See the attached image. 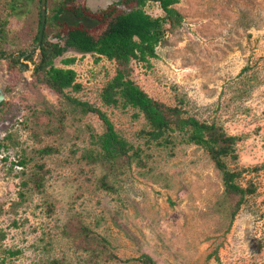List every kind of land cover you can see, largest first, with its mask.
<instances>
[{"label":"rangeland","instance_id":"obj_1","mask_svg":"<svg viewBox=\"0 0 264 264\" xmlns=\"http://www.w3.org/2000/svg\"><path fill=\"white\" fill-rule=\"evenodd\" d=\"M114 1H68L65 18L73 25L70 14L80 10L87 17L82 25L99 22L89 26L96 36L110 5L134 6ZM173 7L181 24L167 26L154 57L131 60L128 77L150 97L234 136L235 157L226 163L241 171L237 182H253L255 192L232 219L208 153L176 133L169 147L147 140L141 112L103 103L101 92L116 63L68 49L54 65L75 70L80 87L65 94L103 111L143 160L141 165L134 157L108 176L115 190L98 187L105 169L87 154L100 149L95 140L103 121L46 85L31 89V61L23 58L29 67L21 70L0 58L6 102L0 111V264H141L143 253L156 264H264V0H178ZM144 10L163 14L156 2ZM25 23L12 19L5 27L20 32L22 46L35 26ZM67 28L61 16L60 30ZM69 56L74 61L63 64ZM45 146L52 150L40 152ZM81 225L93 241L105 243L103 252L77 246Z\"/></svg>","mask_w":264,"mask_h":264},{"label":"trees","instance_id":"obj_2","mask_svg":"<svg viewBox=\"0 0 264 264\" xmlns=\"http://www.w3.org/2000/svg\"><path fill=\"white\" fill-rule=\"evenodd\" d=\"M68 1L72 0H45L44 27L38 50L35 51L41 20V0H0V42L12 45L8 49L0 46V58H4L10 67H15L18 58L27 53L25 58L33 64L29 82L31 89L37 90L40 84L46 85L78 105L81 113L91 111L103 121L105 129L95 140L100 145V149L87 154L90 161L100 162L105 169L97 186L107 191L115 190L114 185L109 183L108 176L121 173L122 169L128 167L135 159L134 157L138 164L142 165L143 160L139 157L140 148H133L132 144L118 136L103 111L65 94V89L78 90L80 87V84L75 81V70L54 65V59L68 49L105 56L116 63V73L101 92L103 103L119 104L121 107L130 106L141 112L148 125V130H142L143 134L148 135L147 140L159 146L169 147L173 146V134L176 133L180 135L179 141L198 145L208 153L209 158L220 172L224 193L231 203V218L234 217L256 188L253 182H249L247 186L240 185L237 179L241 176V171L229 168L226 163L227 156L235 157L233 143L236 138L225 133L222 127L214 122L209 123L192 115H183L180 107L170 106L150 97L128 77L129 62L131 60L148 61L150 57H154L155 48L165 35L167 26L174 28L181 24L182 15L173 7L178 0H125V2L131 1L134 4L127 9H117L115 4L110 5L109 10L102 12L106 18L105 27L96 36L90 32L89 26L95 27L99 22L89 19V22L82 25L79 22L87 17H84L78 9L69 13L73 17L71 19L73 25H70L69 18H65ZM114 2L118 4L120 1ZM148 2L158 3L163 14L151 15L146 12L144 6ZM61 16L62 22L68 26L65 31L60 30ZM12 19L26 22L28 29L29 21L35 25L29 29L32 36L28 38L25 46L20 44V32L5 28L6 23L8 24ZM24 33L27 35L28 30ZM73 61L72 56L62 59L65 65ZM4 104H6L5 101L0 102V111ZM6 136L9 137V134ZM51 150L50 147L45 146L39 151L48 153ZM18 163L23 164V161L18 160ZM36 185L39 186V183L37 182ZM79 230L80 228H77V231ZM79 233L83 239L81 244L77 245L78 247L92 250L91 254L97 250L94 252L95 255L104 251L105 243L97 239L93 241L94 238L88 236L86 226L81 225ZM71 235L75 237L76 234ZM109 256L114 257L111 254ZM138 259L141 264H156L146 253L138 256Z\"/></svg>","mask_w":264,"mask_h":264},{"label":"water","instance_id":"obj_3","mask_svg":"<svg viewBox=\"0 0 264 264\" xmlns=\"http://www.w3.org/2000/svg\"><path fill=\"white\" fill-rule=\"evenodd\" d=\"M44 21H45V0H41V20H40V26H39V31H38V39H37V42H36V45H35V51L38 50V47H39V43H40V40H41V35H42V30H43V27H44ZM27 55V53H24L23 55H21V59L18 60V67L21 69V70H24V68H28V63L26 61H23L22 59ZM30 71H32L30 69ZM5 99V94H4V91L3 89L0 87V102L2 100Z\"/></svg>","mask_w":264,"mask_h":264},{"label":"flooded vegetation","instance_id":"obj_4","mask_svg":"<svg viewBox=\"0 0 264 264\" xmlns=\"http://www.w3.org/2000/svg\"><path fill=\"white\" fill-rule=\"evenodd\" d=\"M22 55H23V54H22ZM25 57H26V56H25ZM25 57H24V58H25Z\"/></svg>","mask_w":264,"mask_h":264}]
</instances>
